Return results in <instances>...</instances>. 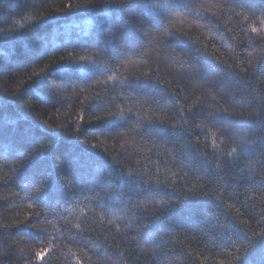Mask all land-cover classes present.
<instances>
[{
	"label": "trees",
	"instance_id": "16d2710c",
	"mask_svg": "<svg viewBox=\"0 0 264 264\" xmlns=\"http://www.w3.org/2000/svg\"><path fill=\"white\" fill-rule=\"evenodd\" d=\"M0 264H264V0H0Z\"/></svg>",
	"mask_w": 264,
	"mask_h": 264
},
{
	"label": "snow or ice",
	"instance_id": "6c2138e0",
	"mask_svg": "<svg viewBox=\"0 0 264 264\" xmlns=\"http://www.w3.org/2000/svg\"><path fill=\"white\" fill-rule=\"evenodd\" d=\"M252 31H253V32H255V31H256V29H255V28H253V29H252ZM45 67H47V65H45ZM38 255H39V254H38Z\"/></svg>",
	"mask_w": 264,
	"mask_h": 264
}]
</instances>
